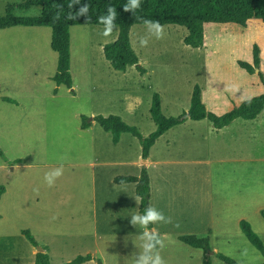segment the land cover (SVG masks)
Segmentation results:
<instances>
[{
    "label": "rangeland",
    "instance_id": "rangeland-1",
    "mask_svg": "<svg viewBox=\"0 0 264 264\" xmlns=\"http://www.w3.org/2000/svg\"><path fill=\"white\" fill-rule=\"evenodd\" d=\"M6 6L0 2V16ZM40 13L41 7L14 11L17 16ZM78 26L84 31L71 41L74 91V86L63 85L54 96L56 83L48 77L26 83L1 81L0 93L9 90L22 97L32 91L39 96L25 100L22 108L10 104L9 109L0 97L4 152L0 187L6 190L0 196V264H35L33 243L24 230L35 237L37 248L46 249L51 264L88 253L96 258L83 264H101L99 259L102 264H134L131 253L138 251L135 244H142L144 229L132 226L130 219L139 214L140 199L137 205L135 183L116 184L114 177L140 173L145 164L142 144L139 137L125 132L116 145L112 133L96 120L92 128L82 130L83 116L91 122L98 115H118L147 137L157 128L150 112L156 92L167 116L183 117L196 85L207 109L218 115L264 92L258 72L249 73L238 63H253L257 44L264 75V21L260 19H251L246 26L206 23L200 48L184 42L188 28L177 24L162 25L164 38L151 37L146 47H140L139 39L147 30L144 24H135L131 43L145 72L135 65L116 70L105 57L103 46L117 39L118 25L109 37L102 35L104 25ZM56 66L57 60L50 58L41 76L54 74ZM210 121L187 118L151 149L152 162L147 165L151 206L173 220L154 226L165 238L161 255L167 264H202L207 256L212 264H228L217 252L241 264H260L264 255L240 224L244 219L250 222L264 242V159L205 160ZM117 156L126 163H105ZM156 159L162 162L154 163ZM61 165L63 175L49 187L45 173ZM235 171L240 177L234 178ZM186 234L208 236L211 249L205 252L183 242L180 236Z\"/></svg>",
    "mask_w": 264,
    "mask_h": 264
},
{
    "label": "trees",
    "instance_id": "trees-1",
    "mask_svg": "<svg viewBox=\"0 0 264 264\" xmlns=\"http://www.w3.org/2000/svg\"><path fill=\"white\" fill-rule=\"evenodd\" d=\"M73 4L69 8V4ZM89 5L87 17H78L75 20L67 19L69 13L75 14L82 4ZM128 0H25L20 3H9L6 6V13L0 16V29L26 25V26H50L52 28L51 47L58 53L57 70L52 76L57 86L54 92H58V86L61 84L67 87H73V77L71 73V33L70 29L74 25H102L98 22V17L107 13L109 4L116 8L115 24L119 26V34L115 41L107 43L104 46L105 57L110 61L116 70L125 71L129 66L135 65L138 70L145 72V69L139 64V57L136 54L130 38V31L133 25L143 24L144 19L159 21L161 25L177 24L186 26L188 34L184 42L194 48H200L205 42V24L210 22L217 23H236L246 26L251 19H260L264 21V0H141L140 7L135 13L125 12L124 5ZM31 7H41V13L36 16H17L14 14L15 9H29ZM59 14V19L54 17ZM253 63L239 60L241 67L249 73H255L256 68L260 66V48L255 44L253 48ZM258 75L264 84V75L259 70ZM5 100L16 102L11 97H4ZM264 108V92L254 96L230 111L218 115L207 109L202 98V89L196 85L191 97V106L185 117L167 116L162 110L161 96L154 93L153 101L150 108L151 117L156 123V130L149 136H143L136 126L129 125L118 115L93 117L106 131L113 135V141L117 143L124 132L132 133L139 137L142 144V155L144 158L149 156L152 146L157 139L169 129L183 123L187 118L193 120L210 119L213 125L220 129L229 125L238 117L253 119L257 117ZM81 127L83 129L91 125L87 117H82ZM0 154L4 152L0 147ZM117 183H136V193L140 197V214L144 209L151 206V183L147 167H143L139 176L128 175L115 178ZM4 188L0 187V193ZM264 219V210H262ZM241 229L249 241L261 251L264 255V242L255 232L250 222L241 221ZM153 226L150 225L151 229ZM24 234L35 245L38 242L29 230H24ZM180 239L196 248H202L205 252L211 249L209 237H200L194 234L181 235ZM216 255L228 264H241L235 259L217 252ZM94 257L88 253L78 255L75 259L64 264H83ZM101 263V259L98 260ZM35 264H51L48 253L38 251L36 254ZM202 264H212L209 256ZM264 264V262L260 263Z\"/></svg>",
    "mask_w": 264,
    "mask_h": 264
},
{
    "label": "crops",
    "instance_id": "crops-1",
    "mask_svg": "<svg viewBox=\"0 0 264 264\" xmlns=\"http://www.w3.org/2000/svg\"><path fill=\"white\" fill-rule=\"evenodd\" d=\"M7 1L10 0H0V2L4 6L7 5L6 4ZM78 28H80L78 25H74L71 27L70 29L71 41L74 37V34L81 33L84 31V29H78ZM51 41H52V28L50 26L18 25V26H11L0 29V85H1V81L7 83L8 82L26 83L25 81L37 82L39 79L44 77L52 78V76L55 73L41 76V73L44 71L43 65L46 64L50 58H52L54 61L57 60L58 63V53L52 49ZM56 70H57V66H56ZM255 70L256 72H258L259 68H256ZM63 85L64 84L58 86V92L57 93L54 92V96H57L60 93V87ZM73 86L74 89L72 90L74 91L76 88V84L74 83V80H73ZM30 92L23 94L22 97H17L15 96V94H12V92H9V90H4V92L0 93V97L5 101L3 105L5 108L9 109L11 107L10 104L22 108L25 105V100H29L31 98L39 96L36 95L35 92L32 91ZM4 97H11L15 99L16 102L7 101L4 99ZM31 112L32 111L30 110L27 113H31ZM94 122L95 120H92L90 122L91 125L85 129L81 127L82 124L81 122L79 127L82 130H88L92 128ZM207 127H208L207 135H206L207 158L205 160L207 161L219 160L224 162L226 160L252 161L254 159H264V108L261 111V113H259L257 117L253 119L238 117L234 121H232L229 125L224 126L220 129H217L213 125V122L210 121ZM121 138L122 137H120L117 143H115L114 141L113 142L116 145H119V143L121 142ZM95 149H96V145L92 143V150ZM150 155H151V150L147 158L143 157L145 162L144 166L147 167V170H148V166H147L148 163L152 162V160H149ZM19 159H16V161H18ZM116 159L117 160L105 161V163L117 164V165H124L126 163V161L124 160V158H122V156H117ZM161 162L162 161L157 159L154 161V163L157 164H160ZM144 166H142L141 171ZM141 171L138 175H134V176H139L141 174ZM239 175H240L239 172L236 171L234 172V178L240 177ZM119 176H128V175L115 176L114 183L125 184V183H117L115 181V178ZM149 177L151 183L150 173H149ZM127 183H134V182H127ZM135 190H136V183H135ZM5 191L6 190L3 189L2 192L0 193V196ZM43 250L47 253L45 248H43ZM37 252H38V248L33 244L31 257L36 259ZM92 256L94 257V259L96 258V256L94 255ZM102 263L103 262H101V264Z\"/></svg>",
    "mask_w": 264,
    "mask_h": 264
},
{
    "label": "clouds",
    "instance_id": "clouds-1",
    "mask_svg": "<svg viewBox=\"0 0 264 264\" xmlns=\"http://www.w3.org/2000/svg\"><path fill=\"white\" fill-rule=\"evenodd\" d=\"M74 3H79V0H74ZM141 0H128V3L124 5L123 10L125 12L135 13V10L140 7ZM73 4H69V8H72ZM89 11V5L87 3L82 4L75 14L69 13L67 19L75 20L78 17H87ZM59 19V14L54 17ZM116 8L109 4L107 13L98 17V22L104 25L102 35L109 37L116 29ZM143 24L147 30V35L139 39V46L146 47L151 37H155L157 40L164 38V27L159 21L144 19ZM63 175V165L56 168L53 171L45 173L44 179L49 187L54 186L55 181ZM136 204H139V197L135 199ZM172 217H166L162 211L157 210L155 207L149 206L144 209L143 214H134L131 216L130 224L134 227L139 226L144 229L140 235L142 244L135 247L138 251H133L131 256L134 260V264H167L166 260L162 257L161 251L165 248V238L161 236L156 227L149 228L150 225H164L172 224ZM178 226V225H176Z\"/></svg>",
    "mask_w": 264,
    "mask_h": 264
},
{
    "label": "water",
    "instance_id": "water-1",
    "mask_svg": "<svg viewBox=\"0 0 264 264\" xmlns=\"http://www.w3.org/2000/svg\"><path fill=\"white\" fill-rule=\"evenodd\" d=\"M91 120V119H90ZM38 251H43V248L42 247H39L38 248Z\"/></svg>",
    "mask_w": 264,
    "mask_h": 264
}]
</instances>
